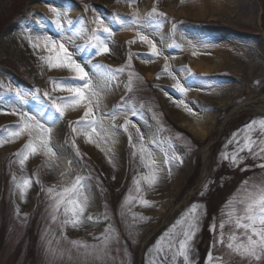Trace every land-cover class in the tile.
<instances>
[{
  "label": "rangeland",
  "instance_id": "rangeland-1",
  "mask_svg": "<svg viewBox=\"0 0 264 264\" xmlns=\"http://www.w3.org/2000/svg\"><path fill=\"white\" fill-rule=\"evenodd\" d=\"M154 3L159 11L166 14L167 19L159 18L164 20L163 25L155 30L147 29V34L169 57L168 64L171 69H181L185 66L191 68L193 49L187 44L189 39L196 43L198 54L202 55L210 68L204 73L194 72L195 75L188 78L187 82L192 84V87L183 97L197 113L196 116H191L185 112L187 116L206 121L210 127L203 139L178 126L177 120L185 116V113H172L173 107H178L174 101L181 97L172 87L174 81L162 71L164 57H154L147 63L143 61V54L147 53L148 49L136 37L135 26L129 28L132 30L130 35L123 36L127 28H120L113 22L111 26L114 31L109 45L115 52L102 57L90 55L92 48L88 32L94 27L91 21L95 15L99 14L111 22L118 14L127 23L133 11H137L135 8H142L144 11L139 17L143 20ZM49 6H55L62 12L67 11V16L62 21L66 30L65 39L73 35L76 28L82 25L86 27L85 35H73L69 45L85 49L83 53H77L78 56L92 64L105 65L111 69L125 68L124 73L119 74L118 79L112 82L111 89L103 94L100 111H112L114 106L121 104L118 99L122 97L124 90H127L124 100L128 110L117 112L115 123L122 125L125 117H131L130 110L134 107L139 115L131 118L144 134L145 143L153 146L151 141H156L153 147L158 156L162 158L164 152L171 156L174 152L181 157L183 163L176 161L171 177L165 172L164 178L154 190L149 191L144 186L143 195L151 202L150 207L141 206L138 199H133L126 207H122V202L130 190L133 197H138L133 188V178L144 171L138 157L133 159L128 134L120 129L114 145L111 141L105 144L96 138L100 144L99 148L96 143H85L83 137H77L76 147L81 153L77 156L71 144L73 137L68 123L77 120L83 115V111L72 112L76 114L72 117L66 113L65 118L57 125L59 130L56 142L64 149L57 169L48 172L42 166L44 157L31 158L23 175L35 180L34 174H38L41 184L34 183L28 192V200L21 202L15 193L11 177L13 173L18 178L21 176L18 164L14 163L16 158L13 154L21 148L26 137L20 139L16 145L13 144L14 146L5 144L2 146H8L5 150L0 147V264H152L153 260L155 264H161L163 257H157L155 252L150 250L158 238L165 234L193 203L202 205V211L206 214L203 215L200 231L194 239L192 259L195 264H205V258L215 239L214 234L209 231V226L215 219L216 235L219 234L221 210L225 202L233 194L243 195L242 181H264V169L257 167L264 163V157L241 153L245 159L239 167H233L228 161H222L220 158L222 152L231 153L235 149V143H228L233 133L240 130L242 136L245 125L253 120L264 119V17L261 18L264 0H184V3H181V0H136L132 7L124 0H0V107L8 111L13 105L25 110H36L39 105L50 103L44 97L45 91H51L49 78L60 79L69 76L66 71L42 70L25 39V29L47 31L53 36L56 35L55 26L51 23L54 17L48 10ZM167 7H171L174 12L184 10L186 13L174 16L165 10ZM212 16L214 18L210 20ZM172 23L177 25L174 37L171 35ZM252 33L258 35L254 36ZM181 36L184 39H181ZM134 39L135 43H128ZM181 44L184 45L182 50L175 46L169 47ZM251 48L259 50L260 62L253 63L247 55L250 54ZM130 54L131 67H127ZM135 54H141V57ZM249 64L257 66L254 68V75L249 74ZM132 69V90L129 92L126 86ZM142 69L151 72L149 82L145 80ZM157 74H160L159 79ZM176 74L178 77H184L183 72ZM217 90L222 92L218 93L220 96L228 93L229 100L225 98L226 95L221 98L216 96ZM17 91L22 94L26 103H20L16 97ZM246 102L252 107L237 111L225 124L224 121L233 107ZM181 109L184 110L180 107ZM17 122L18 118L15 116L6 118L0 114V132ZM111 122L106 119L105 125ZM132 132L135 139V130ZM253 135L258 142L264 141V135L260 132L257 131ZM194 141H199L201 148H198ZM209 144L212 146L208 148ZM89 146L94 149L95 154L90 153L87 149ZM109 147L112 148L111 152H107ZM138 148L137 142V150ZM82 153L86 156L85 162L81 160L84 159ZM109 157L113 159L115 167L108 163ZM69 160L73 161V176L79 174L86 178L85 187L92 197L88 214L99 218V222H86L78 230L70 226L62 230L59 221H51L48 199L42 191V186L44 189L53 185L60 186L59 173L68 169ZM214 171L218 175L213 178ZM92 178L101 185L100 193ZM220 193H225L223 201H218L217 195ZM141 216L146 219L139 220ZM109 226L114 230V238L109 243L106 256L99 259L85 257L72 247L71 241H83L90 245L101 243L96 238ZM231 230L226 226L225 233ZM49 246L58 250L56 255L48 253ZM212 252L215 257H222L224 264H248L239 257L229 256L227 250L219 244L212 248ZM165 264H170V261Z\"/></svg>",
  "mask_w": 264,
  "mask_h": 264
},
{
  "label": "snow or ice",
  "instance_id": "snow-or-ice-1",
  "mask_svg": "<svg viewBox=\"0 0 264 264\" xmlns=\"http://www.w3.org/2000/svg\"><path fill=\"white\" fill-rule=\"evenodd\" d=\"M124 2L132 7L136 0H124ZM181 3H184V0H181ZM48 10L54 17L51 23L55 26L56 35L53 36L47 31L36 32L32 29H25V39L28 46L33 50V55L36 56L42 70L46 69L49 72L53 70L66 71L69 76L60 79L49 78V83L52 86L51 91H45L44 97L50 103L41 104L36 110H25L13 105L8 111L4 107H0V114L12 115L18 118L16 124L10 125L0 132V147L7 143H15L17 140L26 137L21 148L13 154L16 158L14 163L18 164L21 173L19 178L15 173L11 177L15 193L21 202H25L33 184H41L38 174H34L36 176L35 180L32 177L23 175L27 162L31 158L44 157L42 166L48 172L57 169L58 161L64 155L63 146L56 142L57 125L65 118L66 113L82 110L83 115L75 121H69V127L73 133L71 144L76 155H81L79 148L76 147L77 137H83L85 143H96L99 148L100 144L96 138L105 144L111 141L114 145L117 142L118 132L122 129L123 132L128 134L129 145L133 149V159L135 160L138 157L139 164L144 169L143 172L138 173L133 178V188L138 197H133L130 190V193L122 202V207H126L133 199H138L143 207H150L151 202L145 199L143 195L144 186L149 191L154 190L164 178L165 172L170 178L175 162L183 163L181 157L174 152L171 156L164 152L161 158L153 147L156 145V141H151L153 146L145 143L144 134L131 118L139 115L134 107L130 110L131 117H125L122 125L115 123L116 113L121 110H128L124 97L121 98V104L114 106L112 111H100L103 94L111 89L112 82L118 79L119 74L124 73L125 68L111 69L105 65L92 64L89 60L78 56L77 53H83L85 49L81 46L69 47V45L72 43L73 35L76 37L85 35L86 27L82 25L76 28L75 33L65 39L64 33L66 30L62 21L67 16V11L62 12L55 6H49ZM161 17L167 19L166 14L159 11L155 3L143 20H141L137 11H133L131 19L127 23L118 14L114 16L111 22L99 14L95 15L91 21L94 27L88 32L92 48L90 55L102 56L113 51L109 45V40L114 31L111 26L113 22L118 24L120 28L135 26L137 28L136 37L148 49L147 53L143 54V61L147 63L154 57H164L165 63L162 71L167 73L174 81L172 87L181 97L174 102L189 115L196 116L197 113L183 99L192 87V84L188 83L187 80L195 74L186 66L181 69H171L168 64L169 57L157 47L156 41L147 34V29L155 30L163 25L164 20L159 19ZM176 29V23H172L171 35L173 37L176 34ZM181 39H184V37L181 36ZM135 42V39L128 41L129 44ZM187 44L193 49L191 54L196 56L198 54L196 43L189 39ZM173 46L179 47L181 50L184 47L182 44L169 45V47ZM135 55L141 57V54ZM131 59L132 54L128 57L127 67H131ZM177 72H183L184 77H178ZM132 77L133 73H129V82L126 86L129 92L132 90ZM159 78L160 74H157V79ZM55 93H66V95H54ZM16 97L19 98L21 104L26 103L19 91L16 92ZM106 119L112 121L107 126L105 125ZM133 129L135 130V139ZM257 131L264 135V119L253 120L245 125L242 136L240 130L233 133L228 143H235L236 147L231 153L222 152L221 160L228 161L233 167H239L245 159L241 153L247 152L253 157H264V141L258 142L253 135ZM137 142L139 144L138 150ZM169 147H171L170 144ZM101 150L105 151V149ZM111 151V147L107 148V152ZM108 163L115 167L111 157L108 158ZM68 165L66 171H60L59 173L60 186L53 185L46 189L42 186V191L45 192L48 199V212L51 221L53 223L59 221L62 230L68 226L78 230L86 222H99V218H94L88 214V210L92 205V197L85 187L86 178L79 174L73 176L75 170L72 167V160L68 161ZM257 167L264 169V163L257 165ZM241 183L243 195L233 194L221 210L222 218L219 223V234L216 235L215 219L209 226V231L214 234L215 239L205 258V264H224L222 257L213 255L212 248L217 244L224 247L229 256L239 257L242 261H247L248 264L264 262V181L250 183L249 180H245ZM206 188L207 185H205ZM201 195H203V192ZM202 208V205L193 203L170 226L169 230L158 238L150 251H154L157 257H163L161 264L169 261L170 264H181V262L182 264H195L192 259L194 239L200 231L203 215L206 214L202 211ZM17 215H19L18 208ZM61 216L63 217L62 220L60 219ZM105 218H107L106 215ZM145 219L143 216L139 217L141 221ZM226 226L232 229L228 233H225ZM113 232L114 230L110 226L106 228L105 232L96 238L101 241L99 244L90 245L83 241H71V244L78 254L99 259L108 254L109 243L114 238ZM47 251L49 254L56 255L58 250H54L49 246ZM152 264H155V260Z\"/></svg>",
  "mask_w": 264,
  "mask_h": 264
},
{
  "label": "bare ground",
  "instance_id": "bare-ground-1",
  "mask_svg": "<svg viewBox=\"0 0 264 264\" xmlns=\"http://www.w3.org/2000/svg\"><path fill=\"white\" fill-rule=\"evenodd\" d=\"M242 3H244L243 1H242ZM68 4V3H67ZM35 5V4H34ZM69 5V4H68ZM243 5V4H242ZM43 6V5H42ZM44 7H46V6H44ZM71 7H72V5H71ZM70 7V8H71ZM135 9H137V12L139 13V14H142L143 13V9L142 8H135ZM166 11H168L170 14H172V15H174V16H177V15H182V13H186V12H184V10H181L180 12H174L173 10H172V8L171 7H167L166 9H165ZM214 18V16H212V18H209L210 20L211 19H213ZM130 31H132V30H130L129 28H127V30H125V32L122 34L123 36H127V35H130L131 34V32ZM256 47V46H255ZM113 52H115L114 51V49H113ZM114 55V54H113ZM251 59H252V61H253V63H258V62H260V60H261V58H260V52H259V50L256 48V49H254V48H251L250 49V54H247ZM100 57H102V56H100ZM249 74L250 75H253L254 74V68H256L257 66H254V65H250L249 64ZM259 66V65H258ZM191 70H193L194 72H198V73H204L205 71H208V70H210V68L207 66V64L204 62V60H203V57H202V55L201 54H197L196 56H193V60H192V62H191V68H190ZM143 70V69H142ZM143 72L145 73V76L147 77V78H150L151 79V77H152V75H151V72L150 71H147L146 69H144L143 70ZM218 93H222L221 91L219 92L218 90H217V92L215 91V94H216V96H218L219 98H221L223 95L225 96V98L227 99V100H229V95H228V93L227 94H222V96H220V95H218ZM246 106H249V107H252L251 106V104L249 103V102H246V103H242V104H239V105H237V106H235L231 111H230V114H229V116L226 118V120L225 121H227L229 118H230V116H231V114L232 113H234L235 111H237V110H239V109H242V108H244V107H246ZM176 112H179V115H183L184 113H185V111L184 110H180V107H173V109H172V113H176ZM69 114V116H75L76 114H74V113H72V112H69L68 113ZM188 114L187 113H185V116H182L181 118H179L178 120H177V124H178V126H180V127H182L183 129H185V130H188L190 133H192L194 136H196V137H198V138H201V139H203V138H205L206 136H207V134H208V131H209V125L207 124V122L206 121H202V120H199V119H196V118H189L188 116H187ZM187 116V117H186ZM5 117L6 118H12V115H5ZM107 126V125H106ZM58 127H57V133H58ZM23 139V138H22ZM18 141L19 140H17L15 143H9L8 144V146H12L13 144L14 145H16L17 143H18ZM13 145V146H14ZM7 146V147H8ZM85 146H86V144H85ZM6 146L5 147H2V150H5L6 148H7ZM87 149H89V151H90V153H92V154H95L94 152V149L92 148V147H90L89 146V148L87 147ZM28 196H27V200H28Z\"/></svg>",
  "mask_w": 264,
  "mask_h": 264
}]
</instances>
